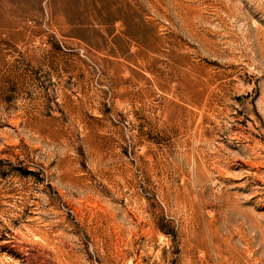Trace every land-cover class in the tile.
<instances>
[{
    "label": "rangeland",
    "instance_id": "rangeland-1",
    "mask_svg": "<svg viewBox=\"0 0 264 264\" xmlns=\"http://www.w3.org/2000/svg\"><path fill=\"white\" fill-rule=\"evenodd\" d=\"M0 264H264V0H0Z\"/></svg>",
    "mask_w": 264,
    "mask_h": 264
}]
</instances>
